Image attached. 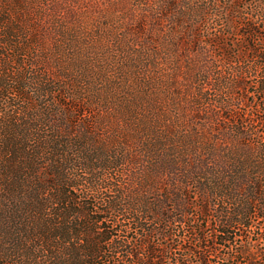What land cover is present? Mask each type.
Instances as JSON below:
<instances>
[{
  "label": "trees",
  "instance_id": "trees-1",
  "mask_svg": "<svg viewBox=\"0 0 264 264\" xmlns=\"http://www.w3.org/2000/svg\"><path fill=\"white\" fill-rule=\"evenodd\" d=\"M137 1L93 90L74 5L0 0V264H264V0Z\"/></svg>",
  "mask_w": 264,
  "mask_h": 264
},
{
  "label": "rangeland",
  "instance_id": "rangeland-1",
  "mask_svg": "<svg viewBox=\"0 0 264 264\" xmlns=\"http://www.w3.org/2000/svg\"><path fill=\"white\" fill-rule=\"evenodd\" d=\"M53 0H25L28 5L23 7L29 12L39 15L41 10L39 9V3H42L47 8L52 4ZM70 3L72 8V17L67 19L68 28L65 29V33H74L77 30L79 34L73 44V48L70 54V50L62 54L60 58H57L55 62L59 65L62 64L68 67L69 73L75 72L80 67L84 68L86 73V61L83 56V51L78 54V46L84 47L92 55L96 52L98 54L107 55V62H104V58H97L93 61L94 66L91 68L92 78L91 87L93 90L102 88L101 79L107 78L114 72L121 74V76H127L128 81L141 80L138 76V72L134 71L133 60L128 52H131V44L124 40V35H132L136 30L142 26L143 18L141 17V8L137 0H91L90 4L78 6L79 0H62ZM53 11L41 13L42 23L52 24V20H55L57 15H54ZM72 19V21H71ZM146 23L148 21L146 20ZM125 29L126 31H123ZM132 32V33H131ZM127 37V36H126ZM45 41V40H44ZM42 42V45L44 43ZM44 47H49L51 51H54L56 44L54 37L48 38L45 41ZM40 44V46L42 47ZM115 54L113 57L109 55ZM55 70V75H61L63 72L57 67L51 68ZM107 73H106V72ZM112 77V76H111ZM100 78V79H99ZM89 113V112H88ZM106 117H103L104 120ZM218 261V263H217ZM214 264H223L222 260L216 259Z\"/></svg>",
  "mask_w": 264,
  "mask_h": 264
}]
</instances>
